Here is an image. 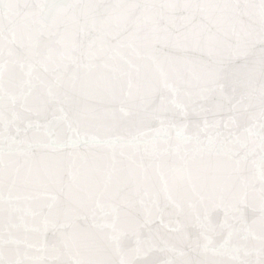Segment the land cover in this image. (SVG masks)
Wrapping results in <instances>:
<instances>
[{
	"label": "snow or ice",
	"instance_id": "1",
	"mask_svg": "<svg viewBox=\"0 0 264 264\" xmlns=\"http://www.w3.org/2000/svg\"><path fill=\"white\" fill-rule=\"evenodd\" d=\"M0 264H264V0H0Z\"/></svg>",
	"mask_w": 264,
	"mask_h": 264
}]
</instances>
